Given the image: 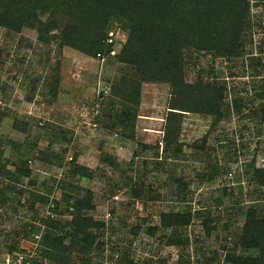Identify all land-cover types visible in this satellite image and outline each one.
Segmentation results:
<instances>
[{
    "label": "rangeland",
    "instance_id": "rangeland-1",
    "mask_svg": "<svg viewBox=\"0 0 264 264\" xmlns=\"http://www.w3.org/2000/svg\"><path fill=\"white\" fill-rule=\"evenodd\" d=\"M247 1L249 27L242 56L212 57L184 50L186 80L223 83L225 105L229 89V94L242 99L241 111L231 113L225 106L218 122L186 115L180 136L183 146L176 157L165 152L162 143L168 85L143 84L138 107L118 99L111 103L108 92L101 110L97 93L103 88L124 87L133 76L132 69L119 63L117 56L96 60L68 48L59 51L55 37L45 46L37 41L34 22L9 37L0 29V164L8 161L5 171L19 178L14 183L0 175V249L36 244L34 236L41 237L44 231L45 212L61 200L59 183L72 179L88 192L94 206L81 213L105 223L100 232L103 247L85 249L67 239V252L53 248L64 256L62 264H82L87 257L90 264H117V248L127 247L139 264H160L158 260L177 264L179 258L188 264H204V257H211L212 251L216 253L212 264H230L239 253L244 221L234 213L259 207L264 214V187L249 183L245 175L251 163L264 168V124L249 115L264 101L257 94L264 81V0ZM125 41L126 34L121 46ZM57 61L58 95L51 99L48 91L54 73L50 69ZM29 95L31 102L26 100ZM127 109H132L131 127L120 126L114 134L102 126L103 113L113 110L125 117ZM16 120L28 123L29 132L13 130ZM205 136L203 150L190 146L200 145ZM41 153L48 154L52 163L40 161ZM103 154L114 158L117 167L101 163ZM74 156L77 164L94 172L93 178L69 176ZM22 161L30 170L27 177L16 169ZM214 166L218 174L208 180L203 175ZM174 179L188 184L184 201L175 195ZM132 183L144 186L140 197L132 194ZM35 192L38 199L31 197ZM59 206L62 214L54 213L62 223L70 221L72 210L65 212L67 206L61 202ZM188 210L199 216L194 214L186 230L187 247L165 245V232L153 237L146 234L147 227H158L161 213ZM39 250L37 247L35 261L49 264Z\"/></svg>",
    "mask_w": 264,
    "mask_h": 264
},
{
    "label": "trees",
    "instance_id": "trees-1",
    "mask_svg": "<svg viewBox=\"0 0 264 264\" xmlns=\"http://www.w3.org/2000/svg\"><path fill=\"white\" fill-rule=\"evenodd\" d=\"M249 2L247 0H0V29L6 37L19 34L32 22L38 32L37 41L47 46L55 37V47L59 51L68 48L84 57L103 59L110 56L112 47L106 43L107 33L116 25L124 34L126 41L121 46L117 61L129 66L133 76L124 87L110 88V102L118 99L129 106L138 107L143 84H165L169 87L166 114L163 127V150L177 156L182 149L180 136L186 115H200L220 121L224 115V94L226 87L223 83L194 82L186 80L184 50L196 53H207L212 57H240L244 54L245 34L249 27ZM37 12H40L37 14ZM55 32L56 35H53ZM59 65L57 61L50 69L54 75L50 78L48 95L55 99L58 95ZM254 65V63H252ZM252 88H256L252 86ZM109 94V93H108ZM257 94L260 100L264 97V81L259 86ZM107 95H97V103L101 110L104 108V98ZM32 101L31 95L26 97ZM243 101L233 98L232 106L235 113L241 111ZM132 109L126 110L125 117L110 110L103 113L102 126L116 134L120 126H132ZM249 115L264 124V101L259 109H253ZM13 130L28 133L29 124L14 121ZM207 137H203L200 145L193 143L191 147L203 150ZM146 148L145 145H141ZM76 156L71 158V178L89 180L93 171L76 163ZM40 161L52 163L46 153H41ZM100 162L117 167L116 161L109 155L103 154ZM5 163V164H4ZM0 164V175L3 173L7 181L14 183L19 178L5 171L6 163ZM22 165V166H21ZM24 166V167H23ZM19 175L27 177L30 170L25 161L16 168ZM203 175L212 180L218 174L216 166ZM246 180L258 187H264V168H256L251 163L245 172ZM175 195L184 201L188 194V184L183 179H174ZM116 187L123 188L118 185ZM131 192L140 197L144 190L142 184L132 183ZM241 190V185L237 187ZM60 202L67 206L65 212L71 209V219L66 223L58 218L46 219L44 231L38 244L39 251L49 264H62L64 256L53 251L54 247L69 250L64 242L69 239L82 248L101 250L103 242L100 232L105 223L94 221L91 216L82 214V210L94 208L91 196L80 185L74 182H60ZM21 193V192H20ZM260 194V193H259ZM37 192L31 194L38 199ZM55 201V212L60 207ZM259 207H251L245 211L237 209L235 216L243 217L237 249L239 253L230 264H264V214ZM194 214L188 211H168L159 216L158 227H147L146 234L153 237L157 232H165L164 244L172 247H187L189 245L187 228L192 223ZM209 212L205 213L208 217ZM213 229L217 225L212 226ZM167 233V234H166ZM249 252H251L249 254ZM117 264H139L131 258L130 248H117ZM216 253L204 257V264H212ZM91 258L84 259L82 264H90ZM158 263L165 264L164 260ZM33 264H38L34 260ZM177 264H188L179 258Z\"/></svg>",
    "mask_w": 264,
    "mask_h": 264
},
{
    "label": "built area",
    "instance_id": "built-area-1",
    "mask_svg": "<svg viewBox=\"0 0 264 264\" xmlns=\"http://www.w3.org/2000/svg\"><path fill=\"white\" fill-rule=\"evenodd\" d=\"M125 34L119 29L115 28L113 30H110L107 33V40L106 43L112 47V51L110 53V56H116L115 49L121 46V42L123 41ZM250 90V89H248ZM109 92L108 88H103L101 89L97 95L102 93L103 95H107ZM228 109L231 113H233V106H232V101L233 97L231 94H229V89H228ZM229 177H231V173H228ZM57 215L53 211V205L49 207V209L45 212V218L46 219H55ZM40 224V221H38ZM36 241V244L33 246H24L20 245L15 248H10V249H0V264H33L34 260L36 259V251L38 247V240L40 239V236L35 235L34 236Z\"/></svg>",
    "mask_w": 264,
    "mask_h": 264
}]
</instances>
